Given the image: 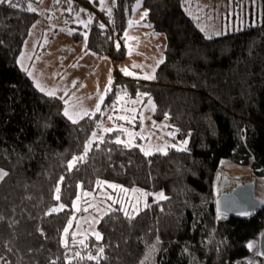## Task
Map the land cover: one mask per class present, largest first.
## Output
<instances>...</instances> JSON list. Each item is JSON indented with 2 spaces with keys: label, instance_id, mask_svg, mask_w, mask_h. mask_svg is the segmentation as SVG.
Here are the masks:
<instances>
[{
  "label": "trees",
  "instance_id": "trees-1",
  "mask_svg": "<svg viewBox=\"0 0 264 264\" xmlns=\"http://www.w3.org/2000/svg\"><path fill=\"white\" fill-rule=\"evenodd\" d=\"M29 1L0 3V169L7 173L0 180V264H141L149 254L152 264H253L246 262L248 243L264 229V208L248 218L219 216L214 180L223 160L264 178V0L260 23L211 38L184 11L187 0H142L146 21L166 38L163 63L150 81L113 69L105 101L122 87L129 97L145 94L154 101L153 118L167 119L178 139H188L185 149L148 155L117 143L118 132L95 140L85 155L102 114L73 123L64 101L39 91L19 67L38 17ZM137 1L115 0L111 13L102 12L121 36ZM101 25L93 19L87 48L122 60V39L112 43ZM101 180L163 190L166 198L132 219L109 211L97 225L101 239L89 237L85 253L70 258L63 238L73 202ZM58 204L64 208L52 212Z\"/></svg>",
  "mask_w": 264,
  "mask_h": 264
},
{
  "label": "rangeland",
  "instance_id": "rangeland-1",
  "mask_svg": "<svg viewBox=\"0 0 264 264\" xmlns=\"http://www.w3.org/2000/svg\"><path fill=\"white\" fill-rule=\"evenodd\" d=\"M76 1L74 0V3L78 4V8L80 9L70 17H73L72 20L75 24L80 19L82 20L81 23H85L89 19L96 18L89 8L81 6L82 3L85 4L86 0H79L82 3ZM55 2L67 4L70 10L71 2L68 0H55ZM51 4L52 0H39L38 3L29 1L28 8L31 5L38 12H44L49 10ZM183 9L195 20L198 28L207 37L239 31L249 25L255 26L262 19V0H187L185 5H183ZM34 12L37 13L36 11ZM144 13L145 10L142 7L136 8L132 17H129L122 36L118 33L120 35L119 40L122 39L125 48L124 58L118 61L112 59L116 63L115 70L123 78L136 81H150L152 79H145L143 77L154 76L155 70L160 64L159 61L164 60L166 45V38L163 33L154 32L147 21L145 24L140 22L141 18L144 17ZM37 20L30 28L27 39L22 46L18 57V64L29 78L33 79L35 87L41 91L37 87V84H39L44 89L43 93L47 94L50 92L51 82L57 80L63 68L67 65L61 61H65L71 57V60L77 61L78 66H80L83 58L85 60L86 56L82 55L81 52V44L83 42L81 38L77 37H75L77 38L75 39L77 43L66 47L67 49L60 59L58 58V52L60 51L55 48H43V46L37 49L35 56H33L35 51L33 38L35 36L34 34L31 36V30ZM77 32L80 33V31ZM41 34L42 31L39 32V35ZM29 37H32V40ZM95 56V58L90 59L89 66L94 64L91 62H95L98 55ZM134 65H139V67H134ZM122 70H127L132 75H125ZM28 73H31V75ZM85 74H77L76 80H81ZM62 79L63 81L58 82L57 86L52 89L55 96L60 97L67 94L74 85L71 76L67 77L64 75ZM107 80L106 74L102 75V77L92 74L88 81L86 79V84L94 91L90 102H84L86 104V112L91 111L89 112L91 113L90 115L94 113L102 114V120L98 122V127L90 136L89 141L93 143L95 140L102 139L107 133L118 132L117 140H120L121 143L127 146L139 147L144 154L145 152L149 154L155 152L165 153L169 148L178 150L187 148L188 139H178L177 131L170 127L167 119L157 121L153 118L155 104L152 98L145 97V94L129 97L126 89L122 87L112 99L105 101L111 89V84H109L105 90ZM83 87H86V85H83L81 88ZM104 90L105 95L101 102L100 97L103 96ZM97 104L100 105V111L98 112L96 111ZM71 106L73 105L68 104V107ZM119 117H124V119H119ZM105 129H111V131H105ZM94 133L95 137L93 136ZM0 171L5 172L3 169H0ZM218 172L220 175L219 186L215 194L219 195L222 191L229 192L239 182L254 181L256 185L255 195L258 198L264 199V178L256 176L250 166H242L230 160H223L219 165ZM225 179H229V182L225 181L220 186L221 181ZM108 185H117L118 187L112 188ZM121 189H126L127 191H121ZM85 193H88V195H84ZM143 193H147V195H142ZM161 194L163 198H161ZM109 196L111 199L107 198ZM78 197L79 199H77ZM165 198L166 195L163 190L148 191L137 186L126 187L105 180H101L93 191L79 192L72 205L74 220L71 222V227L68 225V233H64L63 238V243L66 247L72 246L69 248V257L73 258L85 253L87 239L98 233L97 225L101 217L109 211L119 208L124 213L126 211L129 215H134L145 209L149 204L164 200ZM59 206L60 204L53 207L58 209L56 212L61 211L59 210ZM258 241V238L249 241L248 244L252 245V247H249L250 255L246 260L247 263L257 264L261 261L262 257L259 255ZM92 257H95V255H92ZM152 258V255L149 254L145 262L141 264H152Z\"/></svg>",
  "mask_w": 264,
  "mask_h": 264
},
{
  "label": "crops",
  "instance_id": "crops-1",
  "mask_svg": "<svg viewBox=\"0 0 264 264\" xmlns=\"http://www.w3.org/2000/svg\"><path fill=\"white\" fill-rule=\"evenodd\" d=\"M31 1L34 3L39 2V0H31ZM68 1L71 2L70 10L67 4H61L60 2H55V0H52V4L49 10H46L44 12H38L37 10H35L39 15V19L37 20L36 24L33 26L31 30V36H33V34L35 36V38H33L34 39L33 45L35 48L33 56H35L36 50L43 46V48H55L56 50L60 51L58 52L59 59L61 58V55L66 51L67 49L66 47L77 43L75 39L81 38V41L83 42V44H81V52L82 55L86 56V59L84 60L83 58L80 66H78L77 61H72L71 57L65 61H61L62 63H65L67 65L63 68L57 80L55 82H51L50 84V92H53L52 89H54L55 86H57L58 82L63 81L62 77L64 75H66L67 77L71 76V78H73L72 82L74 83V85L71 88V90L65 95H62L60 97L56 96V97L61 98L64 101L65 111L67 110L69 115H71L74 120H78L83 116H85L86 115L85 113L88 114L89 112H91V111L86 112V104L84 102L85 101L87 103L90 102L94 91L88 87V85L86 84V79L88 81V79L92 76V74L98 75L99 77H102V75L106 74L108 79L105 85V90H106V88L109 86V79L111 78L112 81L111 72L113 69L115 70L114 67L116 63L112 60L111 57L108 56L105 57L87 48V44H86L87 40L85 41V34L88 37L90 27L93 23V19H89V21H86L85 23H81L82 20L80 19L79 21L76 22L77 24H75L72 20L73 17L72 18L70 17L73 16L75 12H77L80 8L74 5L75 4L74 0H68ZM77 1L80 2L79 0ZM87 1L93 4L96 8L100 9L102 12H105L107 14L111 13L115 4V0H87ZM83 4L84 3H82L81 6L90 9L89 6ZM140 7L143 8L142 0H139L137 1V3H135L131 17L134 11L136 10V8L139 9ZM143 9L145 10V8ZM140 22L145 24L146 16L142 17ZM40 31H42L41 35H39ZM77 31H80V33ZM30 39L32 40V37ZM93 54L98 56L95 62H91L94 64H91V66H89L90 59L96 57ZM79 73L80 74L86 73V74L81 80H76V76ZM33 83L35 82L33 81ZM83 85H86V87L81 88ZM105 90L103 91L104 92L103 97L105 95ZM51 96H55V95H51ZM68 104H72L73 106L68 107Z\"/></svg>",
  "mask_w": 264,
  "mask_h": 264
},
{
  "label": "water",
  "instance_id": "water-1",
  "mask_svg": "<svg viewBox=\"0 0 264 264\" xmlns=\"http://www.w3.org/2000/svg\"><path fill=\"white\" fill-rule=\"evenodd\" d=\"M219 172L216 173L214 186H219ZM229 182V179L221 181ZM255 182L249 181L245 183H238L236 187L229 192L222 191L215 197V210L219 216H236L240 218H248L254 216L262 208H264V199L258 198L255 195ZM259 255L264 258V229L261 231L258 238Z\"/></svg>",
  "mask_w": 264,
  "mask_h": 264
},
{
  "label": "snow or ice",
  "instance_id": "snow-or-ice-1",
  "mask_svg": "<svg viewBox=\"0 0 264 264\" xmlns=\"http://www.w3.org/2000/svg\"><path fill=\"white\" fill-rule=\"evenodd\" d=\"M3 2H5V0H0V3H3ZM7 2L9 3L10 6L15 7V5L12 3V0H7ZM28 10H30V11H35V9L31 7V5H29ZM143 15H144V16H147V12H145ZM101 27H103V25H101ZM209 38H211V37H209ZM86 40H87V35L85 34V41H86ZM117 47H119V44H117ZM159 63H163V60L159 61ZM134 67H139V65H134ZM122 71H124V74H125V75H132V73L128 72L127 70H122ZM28 74L31 75V73H28ZM143 78H145V79H151V78H154V77H153V76H145V77H143ZM109 84H111V78L109 79ZM37 87H39L40 90H41L42 92L44 91V89H43L42 87H40L39 84H37ZM47 94H48V95H54L55 93H54V92H49V93H47ZM100 99H101V102H102V101H103V96H101ZM96 111H97V112L100 111V105H99V104H97V106H96ZM64 114H65L66 116H68L69 119H72V120H73V123L76 122V120H74L73 117H72L71 115H69V113H68L67 110L65 111ZM85 114H87V113H85ZM109 119H111V117H109ZM119 119H124V117H119ZM105 131H111V129H105ZM93 136L95 137V133L93 134ZM116 142H117V143H121L120 140H117ZM185 143H186V142H185ZM91 144H92V142L89 141L88 144L85 146V149H84L85 155H86L87 152L91 149ZM148 154H149L148 152H145V155H148ZM83 159H84L83 156H81V157H74L73 160H72L71 162H69V164H68L69 169L73 168L74 165L77 163V161H80V160H83ZM6 175H7V173L0 171V179H2L3 176H6ZM108 186H109V187H112V188H117V187H118L117 185H108ZM121 191H127V190H126V189H121ZM133 191H135V190H133ZM56 192H57V194H58V193L60 192V189L57 188V189H56ZM84 195H88V193H85ZM142 195H147V193H143ZM107 198H108V199H111L110 196L107 197ZM161 198H163L162 194H161ZM56 199L59 200V195L56 196ZM77 199H79V197H78ZM115 202H118V201H115ZM63 208H64V205L61 204V205L59 206V210H62ZM57 210H58V209H56V208H53V209H52L53 212H56ZM85 210H87V209H85ZM121 210H122V209H121ZM124 214H125V216H127L129 219H132V218H133V217H132L131 215H129V213L126 212V211H125ZM69 227H71V223H69ZM64 233H65V234L68 233V228H65V229H64ZM96 238H97L98 240L101 239L99 233H96ZM81 243H83V241H81ZM249 247H252V245H249ZM99 251L102 253V252H103V248H101ZM94 258H95V257H92V256H89V257H88V259H94Z\"/></svg>",
  "mask_w": 264,
  "mask_h": 264
},
{
  "label": "built area",
  "instance_id": "built-area-1",
  "mask_svg": "<svg viewBox=\"0 0 264 264\" xmlns=\"http://www.w3.org/2000/svg\"><path fill=\"white\" fill-rule=\"evenodd\" d=\"M90 10H92L95 17L98 18L103 23V25L108 29L110 36H111L112 43L118 41L120 38V35L112 29L110 23L108 22V20H106L102 11H98L92 7H90Z\"/></svg>",
  "mask_w": 264,
  "mask_h": 264
},
{
  "label": "bare ground",
  "instance_id": "bare-ground-1",
  "mask_svg": "<svg viewBox=\"0 0 264 264\" xmlns=\"http://www.w3.org/2000/svg\"><path fill=\"white\" fill-rule=\"evenodd\" d=\"M216 195H218V194H216Z\"/></svg>",
  "mask_w": 264,
  "mask_h": 264
},
{
  "label": "clouds",
  "instance_id": "clouds-1",
  "mask_svg": "<svg viewBox=\"0 0 264 264\" xmlns=\"http://www.w3.org/2000/svg\"><path fill=\"white\" fill-rule=\"evenodd\" d=\"M218 172V171H217Z\"/></svg>",
  "mask_w": 264,
  "mask_h": 264
}]
</instances>
